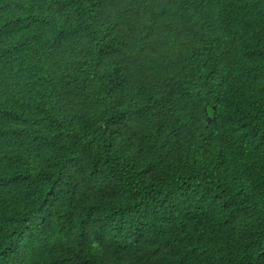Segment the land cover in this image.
I'll return each instance as SVG.
<instances>
[{
	"label": "trees",
	"instance_id": "1",
	"mask_svg": "<svg viewBox=\"0 0 264 264\" xmlns=\"http://www.w3.org/2000/svg\"><path fill=\"white\" fill-rule=\"evenodd\" d=\"M0 264H264V0H0Z\"/></svg>",
	"mask_w": 264,
	"mask_h": 264
}]
</instances>
